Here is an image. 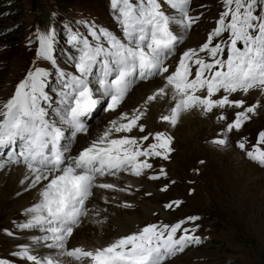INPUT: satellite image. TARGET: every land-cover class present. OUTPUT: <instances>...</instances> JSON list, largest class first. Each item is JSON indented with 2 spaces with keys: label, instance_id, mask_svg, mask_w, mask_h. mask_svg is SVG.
<instances>
[{
  "label": "snow or ice",
  "instance_id": "snow-or-ice-1",
  "mask_svg": "<svg viewBox=\"0 0 264 264\" xmlns=\"http://www.w3.org/2000/svg\"><path fill=\"white\" fill-rule=\"evenodd\" d=\"M219 7L199 41L188 44L205 19L204 4L109 0L118 33L86 19L63 25L72 70L58 64L54 25L30 34L32 61L13 92L0 101V153L6 154L0 157V169L23 167L19 183L36 198L24 210L26 222L18 226L38 229L42 234L33 237L34 243L55 252L38 255L22 244L15 257L27 264H169L207 239L198 234L200 217L188 215L171 223H145L101 246H67L84 219L102 223V211L107 219V208L101 210L96 199L116 207L133 206L119 195L133 190L132 183L116 182L122 175L164 178L168 182L161 192L175 183L163 164L155 171L152 161L171 160L175 149L169 129L183 116L214 118L218 131L206 143L222 150L231 146L232 133L264 109V0H219ZM49 66L55 72L54 100ZM141 83L150 87L135 106L126 107L129 93ZM160 102L166 107L156 122L163 130H153L146 116ZM101 105L112 118L93 133L89 121ZM80 137L84 143L73 152ZM235 147L264 167V129L254 143L240 137ZM181 204L172 200L163 209L175 210ZM0 264L9 262L0 259Z\"/></svg>",
  "mask_w": 264,
  "mask_h": 264
},
{
  "label": "rangeland",
  "instance_id": "rangeland-1",
  "mask_svg": "<svg viewBox=\"0 0 264 264\" xmlns=\"http://www.w3.org/2000/svg\"><path fill=\"white\" fill-rule=\"evenodd\" d=\"M2 1L5 4L0 6V101L6 100L13 92L16 83L23 78L32 61L34 45L29 46L27 38L36 28L45 29V24H37L38 19L31 9V0ZM71 1L73 2L70 4H63L60 0H47L51 23L56 21L57 25L62 27L58 29L55 26L57 29L55 55L59 66L65 70L72 69L67 61L71 49L65 43L64 24L77 19H86L90 23L119 32L117 27L112 26L115 22L110 20L112 16L108 8L109 0ZM193 4H204L207 10L199 29L188 38L189 44L199 41L205 29L212 25L213 19L222 10L219 7V0H193ZM53 12L56 13L55 16L52 15ZM73 27L76 25L73 24ZM49 71L52 73L49 94L54 100L51 88L55 87L53 84L55 72L50 66ZM11 82L13 87L10 89ZM160 103L155 104L156 111H152L151 119L154 118L157 110H160L159 115L164 111L166 105ZM101 106L97 107V113L96 110L94 111L89 123L93 117L97 119L103 116L100 113ZM156 118L157 116L151 123V129L163 130V125L157 123ZM208 122V125L201 128L203 129L201 133L194 126L190 134L180 123L175 128L169 129L174 136L175 149L171 154V160L157 159L152 163L155 171H158L159 166L163 164L169 178L175 183L169 184L168 189L161 192L160 187L168 182L164 178L159 180H149L146 176L139 178L141 184L138 189L141 190L138 192L137 188H133V194L128 195L133 206L126 212L135 216V221L131 220L134 222L128 232L148 222L162 220L171 223L188 215H196L200 217L196 221L200 225L198 234L207 239L199 246L188 248L169 264H264V185H261L262 187L248 185L240 188L234 178L242 175L240 181L244 182L245 175L252 174L250 177L255 178L264 173V167L245 158L235 147V141L240 137L252 143L256 133L264 128V109L260 110L259 116L247 122L240 132L232 133L231 146L222 150L214 149L206 143L218 131L214 118ZM174 131L179 132V135L176 136ZM1 156H5V153H0ZM201 160L204 161L203 164L199 163ZM235 168L241 169L242 174H238ZM194 169H199V173L196 174ZM189 189H192L191 195H188ZM145 192L151 195H145ZM176 199L182 201L178 209L171 211L163 209L164 203ZM16 200L18 198L6 199L0 195L2 201L0 259H5L9 264H27L26 261L13 255L19 245L33 246L29 238L32 230L21 229L18 226L24 223V217L21 210L13 212ZM153 212L157 215L153 216ZM108 220L109 218L106 221ZM114 230L117 229L111 228L108 233ZM8 232L12 235H8Z\"/></svg>",
  "mask_w": 264,
  "mask_h": 264
},
{
  "label": "bare ground",
  "instance_id": "bare-ground-1",
  "mask_svg": "<svg viewBox=\"0 0 264 264\" xmlns=\"http://www.w3.org/2000/svg\"><path fill=\"white\" fill-rule=\"evenodd\" d=\"M190 43H192V42H190ZM10 85L12 88L13 82H11ZM147 87H150V86H146L143 83H141L137 86H134V89L129 93V96L125 101L126 107L135 106L140 101L143 93L147 90ZM162 104H163V102H162ZM164 107H166V106H164ZM154 110L156 111L155 104L150 108V110L146 116V122H147L150 129L152 128L151 123H153L154 118L156 116H158L160 113V110H157L155 115L154 116L152 115L154 118L151 119L150 117H151L152 111H154ZM109 114H106L107 116L106 115H104L102 117L100 116L97 119L95 117H93L91 119V122L89 123L90 131L95 133L98 130H102L105 123L107 122V120L112 118V114H110V115ZM179 123L190 134H191L192 128L194 126H196V130L200 131V133H201L203 130L201 128L204 125L209 124L208 120H205V119L199 117L195 113L183 116ZM174 133L176 136L179 135V132H177V131H174ZM82 143H84V138L83 137L78 138L74 142L73 149H72L73 152H75L76 149L79 147V145ZM235 169H236L235 171L238 174H242L243 171L241 169H237V168H235ZM246 170H248V168ZM22 172H23V167L22 166H16V165H12L11 167L5 166L4 168L0 169V195H3L4 198H6V199L18 198V200L15 201L16 203L14 205L15 207H14L13 212L15 211V213H16V212H18V210H21L23 213V217H24L23 221L26 222L27 217H26L24 210L26 208L30 207L31 204L35 202L36 193L32 190H24L23 186L19 183V179L22 178ZM251 175L252 174L245 175L244 182L240 181L242 175L234 177L237 180V186L240 188H245L248 185H256L259 187H262L261 185H264V173H262V175L260 177L256 176L255 178L250 177ZM108 179L113 180L114 178L109 177ZM116 182L121 184V185H123L125 182L132 183L133 188H138L141 184L139 178L131 177V176H127V175H122L120 177V179L117 180ZM245 183H247V184H245ZM145 185H147V183ZM140 190H141V188H139L138 192ZM119 195L123 199H126V200L131 202V200L129 199L130 197L128 195H126V194H119ZM94 202H95V204H97L100 207L101 210L107 208L106 215H107V219L109 218V220L106 221L107 219H104L105 214H103V211H102V215L99 217V219L103 221L102 223H94L93 219H91V218L84 219L82 221L81 226L75 230V232H74L75 238L71 239L69 241V243L67 245L68 247H73V246H77V245H85L86 247H91L93 245L101 246V245L105 244L106 242L110 241L111 239L115 238L117 235L127 233L128 229L130 228V225L133 224V222L135 221V219H134L135 216H133L131 213L126 212V210H128V208L116 207L115 204H107L106 205L100 199H96ZM1 204H2V201H0V208L2 207ZM147 215H149V213H147ZM131 220H134V221H131ZM111 228H115L117 230H114L113 232L108 233ZM31 230H32V233L30 234L29 238L32 241V244H33L32 248L34 249L35 254L49 255V254H52L55 252L54 249H48V248L44 247L43 244L36 245L33 241V237L40 236L42 233L38 229H31Z\"/></svg>",
  "mask_w": 264,
  "mask_h": 264
},
{
  "label": "trees",
  "instance_id": "trees-1",
  "mask_svg": "<svg viewBox=\"0 0 264 264\" xmlns=\"http://www.w3.org/2000/svg\"><path fill=\"white\" fill-rule=\"evenodd\" d=\"M60 2H62L63 4H70L73 1H71V0H60ZM4 4H5V2L0 0V6H3ZM31 9L37 15V19H38L37 24H45V28L48 26H51V25L58 27V29L62 28L61 26L57 25L56 21H54L53 24L51 23V14L49 11L47 0H31ZM15 47H17V46H15Z\"/></svg>",
  "mask_w": 264,
  "mask_h": 264
}]
</instances>
